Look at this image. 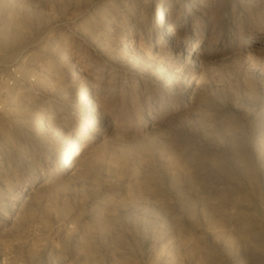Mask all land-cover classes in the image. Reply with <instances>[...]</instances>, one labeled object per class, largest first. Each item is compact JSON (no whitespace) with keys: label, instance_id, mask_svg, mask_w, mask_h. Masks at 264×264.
I'll return each instance as SVG.
<instances>
[{"label":"rangeland","instance_id":"374dc122","mask_svg":"<svg viewBox=\"0 0 264 264\" xmlns=\"http://www.w3.org/2000/svg\"><path fill=\"white\" fill-rule=\"evenodd\" d=\"M0 264H264V0H0Z\"/></svg>","mask_w":264,"mask_h":264},{"label":"built area","instance_id":"2783aa9c","mask_svg":"<svg viewBox=\"0 0 264 264\" xmlns=\"http://www.w3.org/2000/svg\"><path fill=\"white\" fill-rule=\"evenodd\" d=\"M9 84H12V81H10Z\"/></svg>","mask_w":264,"mask_h":264},{"label":"bare ground","instance_id":"6f19581e","mask_svg":"<svg viewBox=\"0 0 264 264\" xmlns=\"http://www.w3.org/2000/svg\"><path fill=\"white\" fill-rule=\"evenodd\" d=\"M37 122H38V121H37ZM37 122H36V123H37ZM37 124H38V123H37ZM39 124H40V123H39Z\"/></svg>","mask_w":264,"mask_h":264}]
</instances>
